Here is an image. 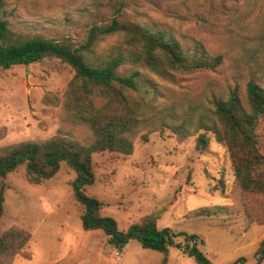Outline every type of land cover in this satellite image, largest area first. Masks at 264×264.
Masks as SVG:
<instances>
[{
	"label": "rangeland",
	"instance_id": "374dc122",
	"mask_svg": "<svg viewBox=\"0 0 264 264\" xmlns=\"http://www.w3.org/2000/svg\"><path fill=\"white\" fill-rule=\"evenodd\" d=\"M0 17L21 35L73 48L86 44L93 26L129 19L184 45L198 42L211 56H220L215 71L178 75L173 81L140 70L139 91L130 93L153 107L145 112L133 153L94 154L95 182L85 193L102 204L101 216L112 218L120 232L147 216L159 229H169L175 237L167 264H196L176 247L188 236L199 238L197 248L211 264H255L264 239V195L240 190L225 144L199 129V122L212 119L214 99L226 100L235 89L244 96L249 81L264 86V0H4ZM122 41L118 35L101 39L89 60L97 64L114 56ZM74 75L55 58L0 68V148L67 132L83 140L84 133L65 126L61 117ZM187 120V137L179 141L171 128ZM203 133L208 145L201 152L196 143ZM257 134L264 145V120ZM75 178L62 162L54 177L38 185L28 183L24 165L0 179L6 186L0 232L18 228L31 234L22 255L5 263L160 264L163 254L135 240L117 250L103 231L82 229L84 209L71 187Z\"/></svg>",
	"mask_w": 264,
	"mask_h": 264
},
{
	"label": "trees",
	"instance_id": "16d2710c",
	"mask_svg": "<svg viewBox=\"0 0 264 264\" xmlns=\"http://www.w3.org/2000/svg\"><path fill=\"white\" fill-rule=\"evenodd\" d=\"M3 5L4 0H0V8ZM112 35L122 38L119 49L114 56L93 64L88 56L101 39ZM45 58L59 59L75 72L64 93L61 117L65 126L82 131L84 139L67 132L45 141L0 148V179L3 181L9 173L24 165L28 183L38 185L54 177L60 164L66 162L76 173L71 187L75 201L84 209L80 216L82 229L103 231L109 238L108 243L117 250L135 240L143 249L163 254L160 264H167L168 247L175 237L169 229H159L155 218L147 216L127 231L120 232L112 218L101 216L102 204L86 195L85 188L95 182L92 156L105 151L124 157L133 153L134 139L145 126L147 109L153 107L134 99L130 93L139 91L140 70L173 81L178 75L215 71L222 58L211 56L198 42L184 45L163 30L129 19L116 18L107 25L93 26L86 44L73 48L39 35H21L13 31L5 17H0V68L26 66ZM125 65L128 68L121 74L119 69ZM212 105V119L206 123L202 118L199 129L211 133L217 143L225 144L240 190L264 195V145L257 134L264 120V86L249 81L244 96L235 89L226 100L214 99ZM188 124L187 120L171 128L179 141L187 137L185 126ZM205 133L197 137L196 147L201 152L208 145ZM5 187L2 182L0 217ZM30 240L31 234L22 229L0 232V264H8L5 262L22 255ZM198 241V237L188 236L186 244L176 247L196 264H211L197 248ZM263 261L264 239L259 241L255 251V264Z\"/></svg>",
	"mask_w": 264,
	"mask_h": 264
},
{
	"label": "crops",
	"instance_id": "0c3cea01",
	"mask_svg": "<svg viewBox=\"0 0 264 264\" xmlns=\"http://www.w3.org/2000/svg\"><path fill=\"white\" fill-rule=\"evenodd\" d=\"M184 256V255H183Z\"/></svg>",
	"mask_w": 264,
	"mask_h": 264
}]
</instances>
